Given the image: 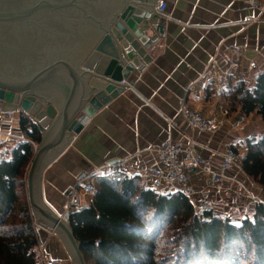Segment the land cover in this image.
Masks as SVG:
<instances>
[{"label": "crops", "instance_id": "crops-1", "mask_svg": "<svg viewBox=\"0 0 264 264\" xmlns=\"http://www.w3.org/2000/svg\"><path fill=\"white\" fill-rule=\"evenodd\" d=\"M159 2H165L166 9L161 13L165 16L157 13L163 28L157 35L158 42L148 51L151 61L132 70L126 80L129 88L108 105L89 113L87 123L72 136L74 140L68 148L43 172L42 198L57 214L66 212L67 197L80 181L92 182L94 177L108 175L115 168L139 175L143 181L146 169L157 158L154 153L140 156L139 152L160 146L169 138L187 144L191 133L204 162L218 170L225 145L246 150L248 139L264 135V124L255 114L229 113L225 128L230 131L215 134L192 130L179 115L184 102L206 114H221L227 106L221 90L229 78L237 76L252 83L254 76L264 71V11L253 10L249 0ZM247 17L254 21H246ZM105 36L109 35L103 33L100 39ZM96 48L95 45L93 49ZM231 62L235 65L229 71ZM252 117L257 121H248ZM19 118V114L10 122L0 118V130L25 136ZM226 176L228 190L218 203L220 209L228 207L226 196L234 197L232 179L240 184L241 207L253 202L250 195L264 202V189L252 182L239 163ZM89 199L82 196L85 203ZM31 214L39 238L46 241L48 254L69 264L58 234L52 236L48 227L40 226L41 222L35 221L32 211Z\"/></svg>", "mask_w": 264, "mask_h": 264}, {"label": "water", "instance_id": "water-1", "mask_svg": "<svg viewBox=\"0 0 264 264\" xmlns=\"http://www.w3.org/2000/svg\"><path fill=\"white\" fill-rule=\"evenodd\" d=\"M158 1L0 0V105L25 112L42 133L27 171L28 202L73 264L87 263L68 224L70 211L57 214L42 199L43 172L89 113L129 88L121 81L151 61L148 51L163 28L158 14L165 16L154 9ZM103 33L109 36L100 39Z\"/></svg>", "mask_w": 264, "mask_h": 264}, {"label": "trees", "instance_id": "trees-1", "mask_svg": "<svg viewBox=\"0 0 264 264\" xmlns=\"http://www.w3.org/2000/svg\"><path fill=\"white\" fill-rule=\"evenodd\" d=\"M221 95L228 113L264 121V71L252 83L230 77ZM19 126L40 143L42 133L25 113ZM33 155V145L24 142L0 159V264H39L36 229L22 193ZM241 170L264 188V136L247 140ZM91 183L87 205L68 216L87 264H264L263 201L234 223L228 214L198 212L181 190L158 192L121 169Z\"/></svg>", "mask_w": 264, "mask_h": 264}, {"label": "built area", "instance_id": "built-area-1", "mask_svg": "<svg viewBox=\"0 0 264 264\" xmlns=\"http://www.w3.org/2000/svg\"><path fill=\"white\" fill-rule=\"evenodd\" d=\"M249 5L253 10L264 11V0H249ZM166 9L165 2H159L155 10L158 13ZM246 21H254V18L247 17ZM235 63L228 64V70L233 69ZM126 81H121L125 83ZM20 109L14 111H3L0 105V118L6 122L13 120ZM227 109L222 110L221 114H206L200 109L192 107L184 102L179 115L189 124L192 130L207 134H215L219 131H230L225 128V117ZM171 126L173 122L169 121ZM189 141L187 144H179L172 139L165 140L160 146L143 149L139 152L140 156L154 153L157 161L149 166L144 175L146 186L155 189L158 192H172L181 190L195 204L198 212H211L216 216H222V209L218 203L223 197L227 187L226 172L236 163L241 165L245 156V150L234 149L230 145H225L221 166L214 170L209 164L204 162L201 157L198 144L193 141L192 134L188 133ZM30 142L35 148L36 143L28 136H15L11 132L0 130V159L5 158L8 148L16 143ZM233 187L231 190L239 192L240 184L232 179ZM195 182L197 185H195ZM78 182L77 186L71 190L66 201V211L81 210L87 205L82 201V196L90 197L93 191L91 182ZM230 190V191H231ZM254 202L258 200L253 196H248ZM38 242L37 251L39 253V264H62L60 260L53 259L46 250V241L41 240L36 232Z\"/></svg>", "mask_w": 264, "mask_h": 264}, {"label": "rangeland", "instance_id": "rangeland-1", "mask_svg": "<svg viewBox=\"0 0 264 264\" xmlns=\"http://www.w3.org/2000/svg\"><path fill=\"white\" fill-rule=\"evenodd\" d=\"M226 109H227V106H226ZM24 113L22 110L20 111V115ZM256 117H252L251 119H249L248 121H251V122H256L257 118L255 119ZM261 119V118H260ZM261 122L264 124V121L261 120ZM264 126V125H262ZM260 136V135H259ZM264 136V135H263ZM34 156V155H33ZM33 158V157H32ZM32 160V159H31ZM31 162V161H30ZM30 164V163H29ZM29 167L27 168V171H28ZM26 176H27V172H26ZM252 182L256 183L255 181L252 180ZM258 184V183H256ZM259 185V184H258ZM260 186V185H259ZM261 187V186H260ZM263 188V187H262ZM27 189V182H26V185H25V188H23L22 190V193L24 194V190H25V193H27L26 191ZM264 189V188H263ZM238 193H241V192H234V197L232 199H229L227 196H226V200L228 201V207L225 208L224 206L221 207L222 209V214L223 215H231L233 217V222H237L235 219H239L241 216H243L245 214V212L250 209L251 205L253 204V202L249 205H246L244 204L242 207L240 206V204L242 203V199L240 198L242 193L238 196ZM27 198H28V194H27ZM43 199V198H42ZM50 230V234L52 236L54 235H57L55 232L52 231V229L48 228ZM63 243V242H62ZM64 245V244H63ZM65 247V246H64ZM67 252V250H66ZM67 255H68V259H69V264H73L68 252H67Z\"/></svg>", "mask_w": 264, "mask_h": 264}]
</instances>
